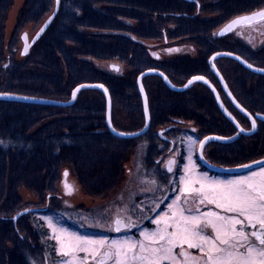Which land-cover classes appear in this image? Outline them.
Masks as SVG:
<instances>
[{
	"label": "trees",
	"instance_id": "1",
	"mask_svg": "<svg viewBox=\"0 0 264 264\" xmlns=\"http://www.w3.org/2000/svg\"><path fill=\"white\" fill-rule=\"evenodd\" d=\"M13 1L0 0V92L68 101L76 86L101 83L112 96V122L119 131L144 126L137 77L145 70L158 69L176 85L195 75L206 76L233 107L210 69V56L230 51L264 67V46L255 50L239 39L231 40L230 34L213 36L229 20L264 8V0H61L49 28L20 60L19 32L29 23L42 24L53 13L56 0H25L6 44L5 22ZM147 39L189 40L197 46L198 58L156 59L143 43ZM93 60H116L126 66V73H109ZM216 64L237 100L253 115H264V75L231 58H219ZM196 84L178 92L159 76L146 77L151 126L144 135L129 139L108 129L106 98L99 89L80 91L69 106L0 100L4 142L0 144V264H59L64 258L48 227L33 218L35 211L14 221L24 209L21 187L40 199L49 196L46 211L59 214L63 205L57 187L65 165L73 168L88 194L101 198L123 180L124 164L139 143L146 150L143 175L157 182L168 179L159 156L175 146L177 122H193L201 139L209 134L234 135L237 129L222 114L211 90ZM235 116L243 126L249 125L236 110ZM259 122L254 137L209 143L207 159L237 166L264 157V120ZM160 128L167 134L159 133Z\"/></svg>",
	"mask_w": 264,
	"mask_h": 264
},
{
	"label": "snow or ice",
	"instance_id": "2",
	"mask_svg": "<svg viewBox=\"0 0 264 264\" xmlns=\"http://www.w3.org/2000/svg\"><path fill=\"white\" fill-rule=\"evenodd\" d=\"M60 2L56 0L57 5ZM257 18L264 19V10L232 21L225 30L230 31L238 23H251ZM40 31L43 32L44 28ZM26 53L27 46L23 50V54ZM193 80H204V77L194 76L188 83L191 84ZM99 87L103 88V85ZM72 95L75 99L76 93ZM256 127V120L252 119L251 130ZM186 139L190 153L193 145L199 143L201 149L204 146V141H197L192 136ZM3 143L0 140V144ZM188 160L189 165L185 166L188 175L181 176L179 180L183 185L179 188L180 194L167 205L168 211L156 213L151 218V223L156 227H145L139 232L140 239L84 236L58 227L51 217H47L48 228L58 242L57 253L66 258L60 260L59 264H88L89 260L93 264H264V161H254L258 170L248 175L221 180L210 178L207 173L195 175L191 154ZM173 163L174 160L168 161L169 173L172 172ZM67 175L65 171L64 176ZM147 183L154 186L156 180ZM196 184L199 187H195ZM64 187L68 194L72 193L73 188L66 180ZM153 190L149 187L142 191ZM184 193L190 195L181 203ZM193 198L197 205L195 208L189 205ZM204 204L214 205L222 211H202L200 205ZM154 206L159 205L154 202ZM111 223V230L115 232L136 227L130 217L126 222V209L119 210ZM190 249L197 250L199 254L194 255ZM80 253L85 255L80 256Z\"/></svg>",
	"mask_w": 264,
	"mask_h": 264
},
{
	"label": "rangeland",
	"instance_id": "3",
	"mask_svg": "<svg viewBox=\"0 0 264 264\" xmlns=\"http://www.w3.org/2000/svg\"><path fill=\"white\" fill-rule=\"evenodd\" d=\"M25 0H14L11 9L9 10L8 17L5 22V43L7 44L12 33L15 30L17 24V18L19 15V11L22 8ZM206 16V15H205ZM230 21V20H229ZM228 21V22H229ZM226 22V23H228ZM225 23V24H226ZM43 24V23H42ZM42 24L34 26L33 24H27L20 32H19V52H17L16 58L23 59L25 56L22 54L23 49V40L21 38L23 32H27L29 34L30 39L35 35ZM224 26V25H223ZM222 26V27H223ZM219 29H215L218 31H214L213 36L216 37L219 33ZM232 37L239 39L249 45L251 48L255 50H259L264 46V19L253 23H247L240 25L233 31L227 33ZM144 45L150 52V54L159 60H167L173 56H183L188 57L190 59L198 58V48L196 45L189 42V40H170L164 41L162 40H144ZM93 63L100 69L107 71L109 73H113L117 76H123L126 73V66L121 65L118 61H104V60H93ZM111 65H118L119 70H115L111 67ZM218 67V66H217ZM197 83V82H196ZM194 83L191 87L197 86ZM190 87V88H191ZM146 89V88H145ZM147 92V91H146ZM112 97V96H111ZM149 99V98H148ZM113 107V106H112ZM150 107V105H149ZM151 113V112H150ZM113 116V111H112ZM111 116V117H112ZM240 122V121H239ZM113 123V122H112ZM173 127L174 131H177V138H175V146L171 144V147L166 150L165 153H162L159 156L160 164L163 163L165 167L162 169H167L168 161L171 158L177 157L179 164L182 165L183 176H187L188 173L185 171V166L189 165L188 157L191 154L192 162L195 164L194 173L195 175L201 174V171L198 169L199 159L197 156L199 143L192 146L191 153L189 152V143L187 141L188 136H192L197 141H201L198 133V129L195 127V124L190 121L183 120L182 122L175 123ZM151 126V125H150ZM164 130L161 134H167L164 128H160L159 130ZM194 130V131H193ZM208 148L205 149V151ZM185 150V153L183 152ZM145 144L139 143L137 148L132 150L129 155V158L124 164V173L123 180L120 184L110 191L104 197H94L88 194L81 186L77 176L75 175L73 168L70 165H65L61 168V173L58 181L57 194L59 195V199L62 203L63 210L57 214L56 212H48L46 211L51 204V200L49 196H45V199H40L37 195L28 191L26 187H21L19 190L20 197L22 199L21 205L24 209L32 208L31 212L33 213V218L40 219L47 227V217H51L53 219L54 224L58 227H64L68 229L70 232H75L84 236H92V237H100L106 236L102 234L103 230L109 229V224L114 220L112 217L117 214L119 210L126 209V219L130 217V219H137V212H142V209H138V201L139 198L144 197L145 202L154 200V198H158L160 194H164V196L168 195V188H164L163 185H160L159 182L156 181V185H150L147 181H150L151 178L143 175L145 171ZM182 154V155H181ZM184 156V158L182 157ZM182 161H181V160ZM164 170V171H165ZM65 171H67V177L64 176ZM257 171V170H255ZM168 174V171H165ZM250 173V172H249ZM249 173H244L237 176H245ZM171 176V175H170ZM209 176V175H208ZM169 177V176H168ZM210 177V176H209ZM236 176L231 177H217L221 180L232 179ZM213 178V177H210ZM65 180L69 185L72 186L73 191L71 194H68L64 187ZM195 187H199L198 184L194 185ZM149 187L154 188L153 191H142L143 189H147ZM183 187V186H182ZM165 191V192H164ZM180 194L179 192L176 194ZM188 194V193H184ZM175 195V196H176ZM190 195V194H188ZM183 197V196H181ZM142 199V198H141ZM163 199H160V203ZM157 201V200H156ZM156 204H160V203ZM172 203V202H170ZM169 203V204H170ZM147 206L146 204H143ZM153 209L154 214L149 217V214H146L139 219L142 224L137 227L138 233L143 230L147 225V221H151V218L155 216L156 213H163L168 211L167 205L168 203L164 202V205L159 207L153 206V204H149ZM22 209V210H24ZM21 210V211H22ZM121 215H124L122 213ZM147 218H149L147 220ZM135 219V221H136ZM138 224H140L138 222ZM154 227H147L149 229H153ZM140 228V229H139ZM49 229V228H48ZM101 231V232H100ZM125 231V230H123ZM50 236L54 239V233L51 229H49ZM96 234H95V233ZM128 231L118 235L117 237H110V239L123 238V237H131L133 239H140L139 235H128ZM139 236V237H138ZM109 238V236H106ZM56 245L58 247V242L54 239ZM80 256H84V253H80ZM63 259H66L65 257ZM62 260V259H61ZM45 264V263H43ZM88 264H93V261L89 260Z\"/></svg>",
	"mask_w": 264,
	"mask_h": 264
},
{
	"label": "water",
	"instance_id": "4",
	"mask_svg": "<svg viewBox=\"0 0 264 264\" xmlns=\"http://www.w3.org/2000/svg\"><path fill=\"white\" fill-rule=\"evenodd\" d=\"M60 4H61V2H60ZM60 4L59 5L55 4V9H54L53 13H51L47 17V19L43 22V24L40 26L38 31L35 33V35L31 39H30L29 34L27 32L22 33V36H21V38L23 40L22 54H23V50L27 46V53L24 54V55H27L30 52L32 46L42 37V35L45 33V31L49 28V26L51 25L52 21L54 20L55 16L57 15V13L59 11ZM262 10H264V8L257 10V11H254V12H251V13H248V14H243V15H240V16H237V17L231 19L228 23H226L223 27H221V29L219 30V33L220 34L221 33L227 34L231 31H233L234 29H236L237 27H239L240 25L247 24L246 22H241V23H238L235 26H233L230 31L225 30L227 28V26L232 23V21L240 19L242 17L250 16L253 13H258ZM49 18H51V19H49ZM259 20H261V18H257L255 20H253L251 23L259 21ZM45 24H47L46 27H45ZM41 28H44L43 32L40 31ZM25 35H26L27 39H25ZM225 57L234 59L237 62H239L241 65H243L245 68H247L248 70L253 71L255 73L263 74V75H264V71H260V69H264V67L256 66V65L250 63L249 61H247L242 56H240L234 52H230V51L215 52L208 59V63H209L211 71L219 80L221 88L223 89L226 96L228 97L230 102L233 104V106L242 115L247 117L249 119L250 123H251L252 119L256 120L257 127L255 130H251V127L249 129H246L241 125V123L239 122L237 117L225 105L223 98L220 94V91L216 88V86L213 84V82H211V80L208 77L203 76V75H195V76H203L204 80H193L192 83L189 84L188 81L191 80L192 77H194V76H192L183 85H176V84L171 82V80L168 78V76L164 72H162L158 69L145 70V71L141 72L137 77V86H138V91L140 93L142 103H143L145 123H144V126L140 130L134 131V132L119 131L114 127V125L112 123V117H111L112 116V97H111L109 89L104 84H101V83H83V84L76 86L73 89V91L71 93V98L68 101H59V100H54V99L42 98V97H35V96H29V95H23V94H17V93H4V92H0V100L19 101V102L34 103V104L69 106V105H72L75 103L77 96H78V93L80 91L85 90V89H99L103 92V94L106 98V123H107L108 129L110 130V132L113 135H115L119 138L129 139V138H136V137H140V136L144 135L149 130L150 125H151V113H150V107H149V99H148V95H147V92H146V89L144 86V79L146 77L152 76V75L159 76L170 89H172L174 91H178V92L186 91L194 83L200 82V83H203L204 85H206L211 90L220 111L235 126V128L237 129V133L231 137H224V136L217 135V134H210V135L205 136V137L209 138L208 140H204L205 137H203L201 141H204V146L201 149V147L199 145L198 151H197L199 162L202 165H204L208 170H211V171H214L217 173L239 174V173H243L245 171H249L251 169L258 168V166L256 164H254L253 162L254 161H264V157H261L259 159H256V160H253V161L241 164V165H237V166H221V165H217V164L210 162L209 160H207V158L204 155V149L209 143H211L213 141H217V142H221V143H230V142L234 141L238 137V135H240V134L248 135V136L252 135L257 131V128H258V122L257 121L259 119L264 120V115L257 114L256 116H254L249 110H247L237 100V98L234 96V94L230 90V87H229L225 77L223 76V74L221 73V71L219 70V68L217 67V64H216L217 59L225 58ZM245 61L247 63H245ZM248 65H252V67H248ZM113 66H116L119 68L118 65H111L112 68H114ZM99 85H103V88L99 87ZM105 89H107L106 92H105ZM73 92L76 93L75 99H73V95H72ZM229 114H231V115H229ZM109 121H110V123H109ZM241 128L244 129L243 132L240 131ZM161 132H163V131L161 130L159 133H161ZM120 133H123V135H121ZM201 153H202V155H201ZM170 160L175 161V158H171ZM174 164L175 163H173L171 165L172 169L174 167ZM244 165H250V167H243ZM32 210H34V209L27 208V209L20 211L19 213H17L13 217L14 221H16L22 215L31 212ZM46 264H48V261H46Z\"/></svg>",
	"mask_w": 264,
	"mask_h": 264
},
{
	"label": "flooded vegetation",
	"instance_id": "5",
	"mask_svg": "<svg viewBox=\"0 0 264 264\" xmlns=\"http://www.w3.org/2000/svg\"><path fill=\"white\" fill-rule=\"evenodd\" d=\"M214 84V83H213ZM217 88V87H216ZM218 89V88H217ZM219 90V89H218ZM231 90V89H230ZM220 91V90H219ZM222 91H223V89H222ZM224 92V91H223ZM233 93V92H232ZM224 94H225V92H224ZM222 95V94H221ZM226 95V94H225ZM235 96V95H234ZM222 97H223V95H222ZM227 97V96H226ZM228 98V97H227ZM223 101H224V98H223ZM230 101V100H229ZM224 103H225V101H224ZM231 103V102H230ZM225 105L227 106V108L235 115V110L236 111H238L234 106H233V104L231 103V105L233 106V107H229L226 103H225ZM239 112V111H238ZM240 113V112H239ZM241 114V113H240ZM244 116V115H243ZM254 116H256V115H254ZM246 119L248 120V123H249V125L246 127V126H243L242 124V126L244 127V128H246V129H249L250 127H251V123H250V121H249V119L246 117ZM260 120V119H259ZM259 120L257 121L258 122V128H259ZM258 128H257V130H258ZM237 133V132H236ZM235 133V134H236ZM256 133H257V131L254 133V134H252V135H249V137H254L255 135H256ZM234 134V135H235ZM210 135V134H209ZM217 135H219V134H217ZM240 135H242V134H240ZM240 135H238V138L240 137ZM207 136V135H206ZM221 136H224V137H231V136H233V135H221ZM246 136H248V135H246ZM200 140H202V139H200ZM208 146V145H207ZM207 146L205 147V149L207 148ZM205 149H204V153L205 154H207L209 151H210V149H207L206 151H205ZM183 152L185 153V150H183ZM198 156V155H197ZM205 157H206V155H205ZM183 158H184V156H183ZM207 158V157H206ZM208 160V159H207ZM178 162V160H177V157H175V164H174V167H173V169H172V172H168V179H165V180H163L162 182L161 181H158L159 182V184L160 185H163V190H165L164 188H168V195L169 196H164V194H160L159 195V197L158 198H154V200H152V202L151 201H146L145 202V200H144V197H141V198H139V201L137 202L138 203V209L140 208V209H142L143 211L142 212H137V219L136 218H134L133 217V219H131V222L132 223H134L135 225H136V227H132V228H129V229H122L120 232H115V231H113V230H111V228H112V223L110 222V224H109V229L108 230H103V232H101L102 234H105L106 236H109V238L110 237H117L118 235H120V234H122V233H124L125 231H128V233L130 234V235H135V236H137V235H139V233H138V229H137V227H139V226H141V224H142V222L139 220V219H142V218H144V217H142V216H144V215H146V214H149V217H151V215L152 214H154V212H153V209L150 207V205L149 204H153V206H154V202L155 203H158L159 201H160V199H163L162 201H161V203L159 204V207L161 208V206L162 205H164V202H166V203H170V202H172V200L175 198V195L179 192V188H181L183 185L182 184H180L179 183V180H180V177L181 176H183V169H182V165L181 164H179V163H177ZM215 164V163H214ZM218 165V164H217ZM160 166H161V168L162 167H165V165H163V163L162 164H160ZM221 166H223V165H221ZM167 167H168V164H167ZM166 167V168H167ZM198 169L201 171V173H207L210 177H214V178H217V177H231V176H237V175H241V174H244V173H249V172H252V171H255V170H258V168H255V169H251V170H249V171H245V172H243V173H239V174H229V173H217V172H214V171H211V170H208L204 165H202L201 163H199V166H198ZM163 170H165V169H163ZM167 170V169H166ZM165 170V171H166ZM171 175V176H170ZM165 192V191H164ZM183 197H181V203L183 202V200H184V198L186 197V196H189L188 194H183L182 195ZM157 200V201H156ZM143 204H146L147 206H144ZM189 205L191 206V207H193V208H195L197 205H196V203H195V200H194V198L193 199H191L190 201H189ZM159 207H158V209H159ZM200 208H201V210L202 211H208V210H213V211H222V210H218V209H216L215 208V206L214 205H211V204H204V205H200ZM150 213H151V215H150ZM122 214V213H121ZM147 216V215H146ZM115 217H116V214L112 217V219L114 218L115 219ZM135 219H136V221H135ZM149 218H147V220H148ZM126 222H127V219H126ZM138 222L140 223V224H138ZM146 227H154L155 225L154 224H152L151 223V221H147V223H146ZM140 229V228H139ZM123 230H125V231H123ZM95 233V232H94ZM96 234V233H95ZM128 234V235H129ZM139 237V236H138ZM177 251H179V249H177ZM190 252H192L194 255H198L199 253H198V251L197 250H195V249H190L189 250Z\"/></svg>",
	"mask_w": 264,
	"mask_h": 264
},
{
	"label": "bare ground",
	"instance_id": "6",
	"mask_svg": "<svg viewBox=\"0 0 264 264\" xmlns=\"http://www.w3.org/2000/svg\"><path fill=\"white\" fill-rule=\"evenodd\" d=\"M220 83V82H219ZM221 94V93H220ZM222 96V95H221ZM223 98V97H222ZM204 155H205V153H204Z\"/></svg>",
	"mask_w": 264,
	"mask_h": 264
}]
</instances>
